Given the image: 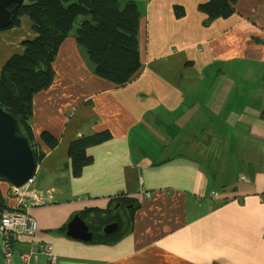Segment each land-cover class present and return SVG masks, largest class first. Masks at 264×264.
Listing matches in <instances>:
<instances>
[{"label": "crops", "instance_id": "1", "mask_svg": "<svg viewBox=\"0 0 264 264\" xmlns=\"http://www.w3.org/2000/svg\"><path fill=\"white\" fill-rule=\"evenodd\" d=\"M135 1L142 67L131 81L96 75L71 33L52 85L33 99L30 124L45 155L27 189L52 194L36 201L0 181L3 213L37 222L13 240L14 260L46 243L55 264H264V0H237L231 16L208 25L199 10L207 0ZM20 20L0 30V77L37 35L28 15ZM103 130L111 138L87 148L93 161L75 176L71 141ZM75 216L91 240L67 233ZM114 222L112 237L104 228ZM1 244L0 234L5 264ZM35 262L51 264L43 253Z\"/></svg>", "mask_w": 264, "mask_h": 264}, {"label": "trees", "instance_id": "2", "mask_svg": "<svg viewBox=\"0 0 264 264\" xmlns=\"http://www.w3.org/2000/svg\"><path fill=\"white\" fill-rule=\"evenodd\" d=\"M236 2L207 0L200 3L199 10L207 15L204 24L231 16ZM16 5L13 3L10 8ZM174 9L177 17L184 14L181 5H175ZM23 14L30 17L37 35L33 39L24 40V51L13 54L3 65L0 106L21 121L34 142L36 159L40 162L45 152L38 150V142L32 133L30 122L33 99L37 93L52 85L55 79L53 63L61 44L71 35L77 18L83 17L74 36L85 49L93 72L122 86L131 81L142 67L139 45L142 14L135 0H24L18 6L9 27L19 25ZM111 136L110 131L103 130L82 134L71 141L68 155L75 176H79L83 168L93 161L87 148ZM40 138L51 149L59 142L48 131H42ZM110 236L119 235L113 233Z\"/></svg>", "mask_w": 264, "mask_h": 264}, {"label": "water", "instance_id": "3", "mask_svg": "<svg viewBox=\"0 0 264 264\" xmlns=\"http://www.w3.org/2000/svg\"><path fill=\"white\" fill-rule=\"evenodd\" d=\"M24 0H0V29L9 27L17 14L18 6ZM12 3L17 5L11 9ZM34 142L21 121L0 106V180L8 181L14 187L24 188L33 181L37 172ZM118 223L105 226L104 232L113 233ZM70 236L91 240L92 233L80 216H75L68 225Z\"/></svg>", "mask_w": 264, "mask_h": 264}, {"label": "built area", "instance_id": "4", "mask_svg": "<svg viewBox=\"0 0 264 264\" xmlns=\"http://www.w3.org/2000/svg\"><path fill=\"white\" fill-rule=\"evenodd\" d=\"M245 177L242 176V179ZM28 184L24 188H16L19 195L24 194L23 189H26L31 197L36 201H44L45 197H50L49 191L52 189H38V190H28ZM149 195V193H147ZM37 229V222L29 215L27 212H14L10 214H4L0 207V234L2 236L1 253L5 264H17L14 260V249L12 242L14 239H20L23 236L33 235ZM38 253H43L46 255L47 259L51 264L57 262V256L53 252V248L50 244L39 243L35 245L31 250L22 251L20 253V264H37L35 262V256Z\"/></svg>", "mask_w": 264, "mask_h": 264}, {"label": "rangeland", "instance_id": "5", "mask_svg": "<svg viewBox=\"0 0 264 264\" xmlns=\"http://www.w3.org/2000/svg\"><path fill=\"white\" fill-rule=\"evenodd\" d=\"M13 4V3H12ZM17 4V3H16ZM10 7V6H9ZM83 17L82 16H80V17H78L77 18V20L75 21V23H74V28H73V30H72V33H74L75 32V30H76V28H77V26H78V24H79V22L81 21V19H82ZM224 150H226V151H231L232 152V150H230V149H224ZM223 149H217V151L219 152V151H222L224 154H225V151H224ZM220 153L221 154V156H222V154L223 153ZM218 156V154L217 155H215V154H213V159H212V162H216V157ZM211 162V163H212ZM220 165V167H223L224 166V164H219ZM215 166H218V164L217 163H215L214 165H213V167H215Z\"/></svg>", "mask_w": 264, "mask_h": 264}]
</instances>
